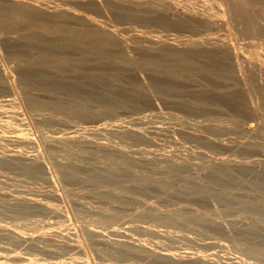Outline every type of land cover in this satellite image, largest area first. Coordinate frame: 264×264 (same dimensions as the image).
<instances>
[{
	"label": "rangeland",
	"instance_id": "374dc122",
	"mask_svg": "<svg viewBox=\"0 0 264 264\" xmlns=\"http://www.w3.org/2000/svg\"><path fill=\"white\" fill-rule=\"evenodd\" d=\"M262 118L264 0H0V264H264Z\"/></svg>",
	"mask_w": 264,
	"mask_h": 264
},
{
	"label": "bare ground",
	"instance_id": "6f19581e",
	"mask_svg": "<svg viewBox=\"0 0 264 264\" xmlns=\"http://www.w3.org/2000/svg\"><path fill=\"white\" fill-rule=\"evenodd\" d=\"M146 2V1H145ZM168 2V1H167ZM139 4V3H138ZM158 4V3H157ZM181 4V3H180ZM183 4V3H182ZM141 5V4H140ZM220 6V5H219ZM151 7V6H150ZM184 7V6H183ZM204 7H205V5H204ZM154 8H156V7H154ZM185 8V7H184ZM151 9H153L152 7H151ZM172 9V8H171ZM220 9V8H219ZM162 10V9H161ZM178 10V9H177ZM221 10V9H220ZM151 11V10H150ZM185 11V10H184ZM183 11V13L185 14V12ZM190 11V10H189ZM214 11V10H213ZM177 12V11H176ZM197 12V11H196ZM151 13H152V11H151ZM167 13V12H166ZM175 13V12H174ZM179 13H182V11H180ZM195 14V13H194ZM207 14V13H206ZM176 15V14H175ZM211 15H213V14H211ZM179 16V15H178ZM188 16V15H187ZM196 16V15H195ZM165 17H166V15H165ZM177 17V16H176ZM198 17V16H197ZM175 18V17H174ZM196 18V17H195ZM169 19H171V18H169ZM183 21H185V20H183ZM206 24V23H205ZM215 40V39H214ZM238 44V43H237ZM241 44V43H240ZM224 46V45H223ZM228 46V45H227ZM221 48V47H220ZM231 48V47H230ZM241 48V47H240ZM224 48H222L221 49V51L220 52H222V50H223ZM238 49V48H237ZM218 50V49H217ZM228 50V49H227ZM234 50V49H233ZM223 52H226V51H223ZM228 52H230L229 54L231 55V57L232 58H234L235 59V61L237 60L236 58H237V55H236V53L234 52V51H232L231 49H229V51ZM259 53V52H258ZM228 54V53H227ZM247 54V53H246ZM255 65V64H254ZM251 69V68H250ZM255 73V72H254ZM257 75V74H256ZM251 106V105H250ZM249 107V106H248ZM262 119H264V118H262Z\"/></svg>",
	"mask_w": 264,
	"mask_h": 264
}]
</instances>
